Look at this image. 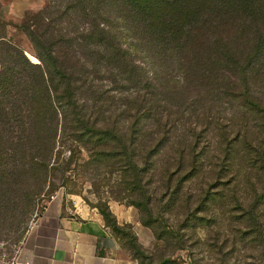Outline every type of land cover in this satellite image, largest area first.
Wrapping results in <instances>:
<instances>
[{
    "label": "rangeland",
    "instance_id": "obj_1",
    "mask_svg": "<svg viewBox=\"0 0 264 264\" xmlns=\"http://www.w3.org/2000/svg\"><path fill=\"white\" fill-rule=\"evenodd\" d=\"M60 1L0 0V63L24 65L19 51L39 63L36 52L65 49L68 37L48 28L47 40L38 32L37 12L51 14ZM130 49L124 61L105 62L94 82L111 101L106 110L101 107L99 122L104 114L130 107L141 92L162 106L167 138L153 161L137 163L147 169L140 184L131 167L120 170L110 148L102 150L98 143L71 144L56 137L50 153L38 157L30 148L35 136L18 138L4 126L2 115H11V108L0 95V251L17 246L50 195L62 194L98 213L122 252L139 264H264V189L245 165V146L261 139L263 129L257 114L235 98L234 72L215 69L204 76L195 65L197 57H186L190 68L184 75L182 60L161 56L152 61L149 54ZM125 64L139 76L120 73ZM220 73L227 76L221 79ZM248 86L264 92V77L250 79ZM80 97L90 109L95 100L89 89ZM118 116L117 126L126 130L132 120L126 112ZM143 123L154 126L152 119ZM167 168L171 182L164 177Z\"/></svg>",
    "mask_w": 264,
    "mask_h": 264
},
{
    "label": "trees",
    "instance_id": "obj_2",
    "mask_svg": "<svg viewBox=\"0 0 264 264\" xmlns=\"http://www.w3.org/2000/svg\"><path fill=\"white\" fill-rule=\"evenodd\" d=\"M44 13L37 12L42 21L38 34L45 39L48 28L58 31L68 37L65 49L36 52L39 63L28 61L22 51L19 55L25 66L5 65V60L0 63V95L11 108V115L7 111L1 121L18 138L35 136L32 138L38 140L30 148L38 157L50 153V141L56 137L71 144L98 143L102 150V146L110 148L107 151L118 159L120 170L131 167L135 183L140 184V176L147 169L137 163L142 159L153 161L167 138L162 106L141 92L130 101V107L115 115L104 114L99 122L97 117L104 111L101 107L106 110L111 101L94 82L95 73L106 66L105 62L124 61L127 50L134 47L136 53L149 54L152 61L161 56L184 61V75L190 68L186 57H197L195 65L204 76L215 69L234 72L233 83H239L235 98L248 112L257 114L263 129L261 139L245 146V165L247 174L255 173L264 189V92L248 86L250 79L264 77V0H61L51 14ZM55 23L58 26L52 27ZM123 38L132 44L126 45ZM134 70L125 64L119 72L139 76ZM220 75L221 79L227 76ZM87 88L95 101L85 110L80 96ZM124 112L132 120L126 130L116 124L118 115ZM150 119L154 126L146 127L143 120ZM43 135H47V141L41 140ZM170 175L167 168L164 177L171 182ZM247 179L250 181V177ZM147 198L149 202L152 193Z\"/></svg>",
    "mask_w": 264,
    "mask_h": 264
},
{
    "label": "crops",
    "instance_id": "obj_3",
    "mask_svg": "<svg viewBox=\"0 0 264 264\" xmlns=\"http://www.w3.org/2000/svg\"><path fill=\"white\" fill-rule=\"evenodd\" d=\"M15 264L139 263L122 252L98 213L56 194L26 230Z\"/></svg>",
    "mask_w": 264,
    "mask_h": 264
},
{
    "label": "built area",
    "instance_id": "obj_4",
    "mask_svg": "<svg viewBox=\"0 0 264 264\" xmlns=\"http://www.w3.org/2000/svg\"><path fill=\"white\" fill-rule=\"evenodd\" d=\"M54 195H50L53 198ZM1 248V247H0ZM20 252V243L13 247L9 252L0 251V264H15Z\"/></svg>",
    "mask_w": 264,
    "mask_h": 264
}]
</instances>
